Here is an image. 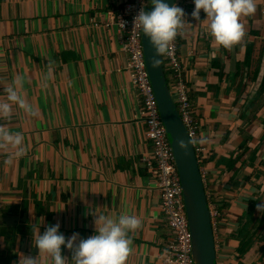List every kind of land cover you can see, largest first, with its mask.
Returning <instances> with one entry per match:
<instances>
[{
    "label": "crops",
    "instance_id": "crops-1",
    "mask_svg": "<svg viewBox=\"0 0 264 264\" xmlns=\"http://www.w3.org/2000/svg\"><path fill=\"white\" fill-rule=\"evenodd\" d=\"M124 1L0 0V101L7 99L4 88L24 75L22 94L36 110L32 116L13 106L11 118L0 120L23 135L25 148L9 163L15 150L0 151V210L18 218L0 236V264H18L21 253L39 254L34 224L41 234L59 223L66 238L90 237L95 210L141 220L126 264H161L158 255L172 233L156 180L142 160L151 145L125 69L122 34L116 25H104L108 11ZM185 8L180 54L200 123L195 140L206 139L200 163L209 170L206 191L227 214L218 262L260 264L264 233L243 256L235 233L251 205L264 202V96L246 108L258 74L243 75L248 45L254 47L252 70L264 56V0L242 19L247 35L232 50L215 46L207 26L191 16L194 0ZM200 19H206L203 10ZM62 251L71 260L72 253ZM42 261L48 264L43 254Z\"/></svg>",
    "mask_w": 264,
    "mask_h": 264
},
{
    "label": "clouds",
    "instance_id": "clouds-1",
    "mask_svg": "<svg viewBox=\"0 0 264 264\" xmlns=\"http://www.w3.org/2000/svg\"><path fill=\"white\" fill-rule=\"evenodd\" d=\"M154 6L152 11L142 7L134 17V29L143 32L152 47L154 54L151 65L154 69L161 67L163 57L171 55L172 46L178 36L185 35L186 13L178 5L169 6L163 0H150ZM195 9L191 16L207 26L212 42L217 47L227 50L240 45L246 35V28L242 19L255 14L257 0H194ZM201 10L206 19L201 21ZM188 22V21H187ZM215 52H213V56ZM53 69L48 68L51 77ZM25 76L18 75L13 86L4 88L7 99L0 101V120H9L13 106H18L25 113L35 116L36 110L22 94ZM24 137L21 133H13L0 123V151L10 152L6 163L25 153ZM206 143L205 138L187 143L179 141V146L187 150L188 144ZM257 211L264 213V202L257 204ZM94 217L95 234L84 239L79 233H73L66 238L60 232V224L49 225L41 234L40 225L34 224L33 245L39 249L35 257L20 254L18 264H43L42 254L48 258V264H126L133 252L131 234L141 227V220L134 214L121 213L117 217L97 214L96 210L90 213ZM66 248L72 253L71 260L63 254Z\"/></svg>",
    "mask_w": 264,
    "mask_h": 264
},
{
    "label": "built area",
    "instance_id": "built-area-1",
    "mask_svg": "<svg viewBox=\"0 0 264 264\" xmlns=\"http://www.w3.org/2000/svg\"><path fill=\"white\" fill-rule=\"evenodd\" d=\"M148 2L149 0L124 1L117 10L108 11L109 17L104 25L108 27L114 24L122 34L121 46L127 55L125 69L138 93L139 113L145 124V137L151 145V150L142 157V160L156 180L161 197V209L172 233L158 258L161 264H194L193 233L186 211L184 188L174 148L168 135L167 126L162 119L158 98L147 66L143 32L139 29L133 31L134 17L142 7L148 9ZM188 3L189 0H177L174 5H178L187 13L185 6ZM163 60L173 99L189 136L195 140L199 134L200 123L194 114L191 86L185 77L186 65L180 54V36L172 46L171 55L164 56ZM194 146L201 163L207 148L198 143ZM200 171L206 187L209 170L200 164ZM208 202L217 255H222L225 244L223 232L227 214L209 196ZM260 264H264V256Z\"/></svg>",
    "mask_w": 264,
    "mask_h": 264
},
{
    "label": "water",
    "instance_id": "water-1",
    "mask_svg": "<svg viewBox=\"0 0 264 264\" xmlns=\"http://www.w3.org/2000/svg\"><path fill=\"white\" fill-rule=\"evenodd\" d=\"M177 0H163L172 6ZM154 8L148 2V11ZM143 44L147 66L158 98L162 119L167 126L168 135L174 148L177 167L181 176L186 211L193 233L194 264H218L215 236L211 222L208 196L200 171V162L194 145L188 144L187 150L179 146V141L186 143L192 139L173 99L167 78L164 60L160 68L154 69L151 58L154 48L143 35ZM11 214V213H9ZM7 211L0 210V236L6 234L5 228L17 224V217H11ZM14 218V219H13ZM264 233V231H263ZM38 248L35 249V254Z\"/></svg>",
    "mask_w": 264,
    "mask_h": 264
},
{
    "label": "trees",
    "instance_id": "trees-1",
    "mask_svg": "<svg viewBox=\"0 0 264 264\" xmlns=\"http://www.w3.org/2000/svg\"><path fill=\"white\" fill-rule=\"evenodd\" d=\"M253 50V45L247 46V61H245V63L243 64L246 66L247 62L250 63L248 66V71L244 70L243 75L246 76L244 78L249 79L253 77V74H258L257 81L246 103V108H249L252 105H256L258 101L261 100V98L263 99L264 96V56L261 58L260 65L252 70L251 68L253 67L254 63L252 56ZM239 74L240 73H237L236 75L238 76ZM263 102L264 101H262L261 103ZM256 206L257 202H254L253 205H251L249 212L240 219V227L235 233V235L241 237V241L237 247L239 256H243L250 249L254 242L261 239V234L264 229V213L261 214L259 212L256 215Z\"/></svg>",
    "mask_w": 264,
    "mask_h": 264
},
{
    "label": "rangeland",
    "instance_id": "rangeland-1",
    "mask_svg": "<svg viewBox=\"0 0 264 264\" xmlns=\"http://www.w3.org/2000/svg\"><path fill=\"white\" fill-rule=\"evenodd\" d=\"M263 231H264V229H263ZM263 231H262V233H263ZM221 260H219V262H220Z\"/></svg>",
    "mask_w": 264,
    "mask_h": 264
}]
</instances>
